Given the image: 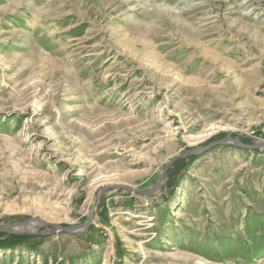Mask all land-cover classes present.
<instances>
[{"label": "rangeland", "instance_id": "1", "mask_svg": "<svg viewBox=\"0 0 264 264\" xmlns=\"http://www.w3.org/2000/svg\"><path fill=\"white\" fill-rule=\"evenodd\" d=\"M9 224L0 264H264V0H0Z\"/></svg>", "mask_w": 264, "mask_h": 264}, {"label": "water", "instance_id": "2", "mask_svg": "<svg viewBox=\"0 0 264 264\" xmlns=\"http://www.w3.org/2000/svg\"><path fill=\"white\" fill-rule=\"evenodd\" d=\"M184 155H186V154H184ZM120 187L126 188V189H131V187H127V186H120ZM158 187H159V183H158V185L153 190H149V191L136 190V191H138L139 193L145 194V195H152V194H154L156 192V190L158 189ZM105 189H104V191H105ZM101 194L98 196V198L96 200V204L99 202V199L101 197ZM94 209H95V206L92 208V211L90 213L89 219H88L87 223L85 224V228H87L90 225V223H91V221L93 219ZM26 223L28 224L29 221H27ZM14 226H15V224L0 225V231H6L8 233H29V234L35 233V232L31 231V230H28V231H22V230L21 231L20 230L17 231V230H13V227ZM53 226L55 228H60V229H63L65 231H69V232H76L78 230L77 228H79L78 226H67V227H65V226L56 225V224H53Z\"/></svg>", "mask_w": 264, "mask_h": 264}, {"label": "trees", "instance_id": "3", "mask_svg": "<svg viewBox=\"0 0 264 264\" xmlns=\"http://www.w3.org/2000/svg\"><path fill=\"white\" fill-rule=\"evenodd\" d=\"M30 238H33L29 235H16V234H11L5 237L4 239H0V245L1 244H16V243H29Z\"/></svg>", "mask_w": 264, "mask_h": 264}, {"label": "bare ground", "instance_id": "4", "mask_svg": "<svg viewBox=\"0 0 264 264\" xmlns=\"http://www.w3.org/2000/svg\"><path fill=\"white\" fill-rule=\"evenodd\" d=\"M32 227V226H31ZM13 229H15V230H22V231H28V230H31L30 228H29V226H14L13 227Z\"/></svg>", "mask_w": 264, "mask_h": 264}]
</instances>
